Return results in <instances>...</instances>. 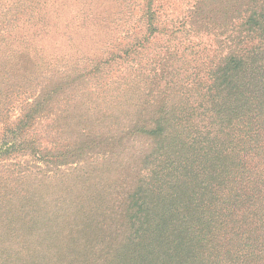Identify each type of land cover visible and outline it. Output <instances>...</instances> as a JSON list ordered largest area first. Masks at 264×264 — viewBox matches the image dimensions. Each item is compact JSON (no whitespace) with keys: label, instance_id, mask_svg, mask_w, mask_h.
Segmentation results:
<instances>
[{"label":"trees","instance_id":"trees-1","mask_svg":"<svg viewBox=\"0 0 264 264\" xmlns=\"http://www.w3.org/2000/svg\"><path fill=\"white\" fill-rule=\"evenodd\" d=\"M144 1L139 21L133 12L140 0L72 7L82 19L78 24L67 19L70 11L65 7H54L53 0L41 6L49 14L41 18L28 0H17L12 6L16 9L13 27L24 25L19 21L27 12L31 32L42 48L29 44L21 51H3L2 40L0 60L29 52L43 72H56L58 82L33 88L31 93L7 82L0 86L1 198H8L18 215L25 217L28 184L33 188L39 181L63 176L59 166L69 160L86 161L91 151H111L123 144L134 149L144 141L142 148L147 151L140 164H134L140 176L139 192L126 199L128 204L116 224L115 239L122 243L116 253L135 257L142 250L143 264H264V91H255L260 84L264 90V16L259 18L257 11V7L264 10V0L231 5L229 0H196L190 20L172 28L170 37L178 39L182 27L194 21L197 31L218 28L216 32L223 36L220 43L236 41L235 48L211 59L196 53L188 73L172 69L162 71L150 83H137L142 78L134 72L129 76L135 75V80L123 81L111 60L133 64L148 39L130 29L122 40H134L111 58L97 61L86 52L102 49L106 40L114 42L115 24L122 33L131 22L146 20L148 31H156L160 6ZM205 3L210 4V11H220L221 19L207 17ZM39 19L41 28L37 27ZM91 23H101L103 29L93 30ZM68 25L71 30L76 26L75 35L63 29ZM109 25H113L111 30ZM66 35L69 41L90 42L81 44L82 57L66 59L65 67L54 62L45 65L39 57L43 42L62 48ZM50 56L52 61L57 58ZM244 73L252 78L245 84L241 82ZM254 82L256 86H249ZM224 93L227 99L221 101ZM70 110L84 114L85 120L77 127L63 128L68 148L57 143V155H51L53 147L43 146L33 123L55 120L51 117L59 114L58 119L70 124L74 121L67 116ZM13 115L19 122L11 130L8 122ZM122 116L123 121L119 120ZM114 122L116 136L110 129ZM55 161L56 167L51 168ZM121 262L122 254L115 264Z\"/></svg>","mask_w":264,"mask_h":264},{"label":"rangeland","instance_id":"rangeland-1","mask_svg":"<svg viewBox=\"0 0 264 264\" xmlns=\"http://www.w3.org/2000/svg\"><path fill=\"white\" fill-rule=\"evenodd\" d=\"M16 1L0 0V43L3 40V51L13 49L21 51L29 44L35 46L38 44L42 48V45L38 43V38L31 32L27 12L19 21L24 25L17 29L13 27L16 14L12 12H15L16 9L12 6ZM28 1L36 9H39V12H36L38 18H41L42 15L45 17L49 15L45 14V9H42L41 6H46L52 0ZM195 1L152 0V5L160 6H158L160 17L156 31L152 33V28L148 31L149 26L146 20L139 23L134 22L133 25L128 21L129 25L122 33H120L118 25L115 24L113 30L115 36L112 38L114 42L109 43L106 40L101 46L102 49H92L86 53L92 56L91 58H96L97 61L111 58L118 50L124 49V45L134 40L135 37H131L130 40L128 37L125 41L122 40V37L127 34L126 31L133 29L137 32L134 35L149 40L147 47H144L139 60L133 64L130 61L121 60L118 65L111 60L114 67L112 69L116 71L115 74L120 80H135V75L129 76L135 72L142 78V80L138 79L137 83H150V79H157L162 71L170 72L173 69L185 72L191 68L189 61L196 57V53L204 56L209 55L207 59H211L215 54L220 57L226 51L234 49L236 41H230V44L220 43L223 36L216 32L218 28L211 31H197L194 21L192 26L187 24L182 27L184 31L179 33L178 39L170 37L168 33L172 28L180 27L183 20H190V8ZM107 2L110 0H53L54 7H65L66 11H70L67 19L75 22H81L82 19L73 8L84 6L88 8L95 4L107 5ZM140 2H142L140 7L133 12L137 21L140 20L139 15H142L146 4L144 0H140ZM235 2L239 3L240 0H229L228 4L231 5ZM224 3L226 2L224 1ZM205 5L207 7L203 13L207 17L215 20L221 19L220 11H210L208 6L210 4L205 3ZM257 11L259 18L264 16V10L261 7H257ZM92 23L93 30L96 27L103 29L101 23H97L95 26ZM42 26L43 22L39 19L37 27L41 28ZM112 26L109 25L110 30L113 28ZM63 29L70 35L74 34L76 26L73 30L69 25ZM63 42L62 48H54V44L43 42L44 49L39 57L45 65L54 62L58 67H65L62 64H67L66 59L82 57V45L90 44V42L84 44L81 40L69 41L67 35L63 37ZM51 54L57 56V58H53V61L49 58ZM30 56L31 53L25 52L10 60H0V86L3 82H7L20 87L22 91L31 93L33 88L35 91L37 88L50 85L52 81L54 85L58 82L54 70L43 72L42 68ZM68 67L71 68L73 65H68ZM127 77L131 79L128 80ZM249 79L252 78L244 73L241 82L245 84ZM163 83L165 80L161 82V84ZM249 86H256V83H251ZM261 86L263 85L260 84L255 88L256 92L259 91L257 94L264 91ZM226 94L221 96V101L227 99ZM60 107L63 108L62 105ZM69 115L74 117V121L70 124L64 119H58L59 114L51 117L55 120H46L45 118L33 123V131L41 135L43 146H47L49 150L53 147L51 155H57V150L54 149L57 143L62 142L66 149L68 148L69 139L65 141L64 138L63 140V128L69 125L77 127L85 120L84 114L80 112L70 110L67 112V116ZM12 117L14 118L10 120V123L8 122V126L14 130L19 121L15 115ZM124 119L125 116H122L119 120L123 121ZM115 122L110 126V129L114 130L112 132L116 136L119 133H117ZM109 132L111 133L110 130ZM137 145L139 147L134 149L132 145L123 144L111 151H91L86 156V158H91L86 161L69 160V162L66 161V164L59 166V172L64 171L63 176L39 181L33 188H30L32 185L28 184L26 187L29 206L25 217L18 215L13 202L8 198H1L0 195V264H115L119 263L121 254L123 262L120 264H143L142 250L135 257H131L128 253H116L117 247H122V243L115 239L114 234L116 228L118 229L116 224L120 223L118 221L122 219L123 211L128 204H125L126 199L139 192L140 176L137 166L134 164L137 161L140 164L147 149L142 148L144 141H140ZM56 162H52L51 168L56 167ZM52 175H54V171ZM142 196L143 199L148 200L146 195ZM139 246L144 248L146 243Z\"/></svg>","mask_w":264,"mask_h":264}]
</instances>
